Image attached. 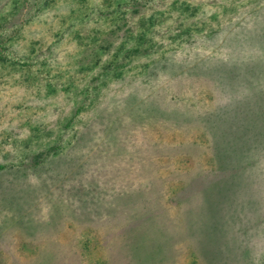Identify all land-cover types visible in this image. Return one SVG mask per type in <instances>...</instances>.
Listing matches in <instances>:
<instances>
[{"label": "rangeland", "instance_id": "rangeland-1", "mask_svg": "<svg viewBox=\"0 0 264 264\" xmlns=\"http://www.w3.org/2000/svg\"><path fill=\"white\" fill-rule=\"evenodd\" d=\"M0 264H264V0H0Z\"/></svg>", "mask_w": 264, "mask_h": 264}]
</instances>
